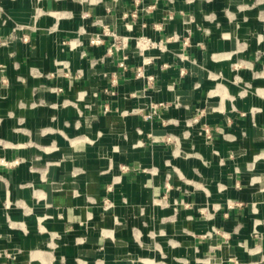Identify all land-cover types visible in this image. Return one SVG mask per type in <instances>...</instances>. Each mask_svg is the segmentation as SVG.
Wrapping results in <instances>:
<instances>
[{"label": "crops", "instance_id": "obj_1", "mask_svg": "<svg viewBox=\"0 0 264 264\" xmlns=\"http://www.w3.org/2000/svg\"><path fill=\"white\" fill-rule=\"evenodd\" d=\"M0 264H264V0H0Z\"/></svg>", "mask_w": 264, "mask_h": 264}, {"label": "built area", "instance_id": "obj_2", "mask_svg": "<svg viewBox=\"0 0 264 264\" xmlns=\"http://www.w3.org/2000/svg\"><path fill=\"white\" fill-rule=\"evenodd\" d=\"M154 9V6H150V7H147V8H143V10L145 12H149L150 10ZM133 17L136 18L137 17V11H135L133 13ZM107 34H111L110 31H106ZM101 41V40H100ZM115 44H114V48L118 50L122 49L123 47H125V39H122L121 41L119 39L115 40ZM121 44V45H120ZM138 48L141 52L143 51H147V50H151V49H160V50H163L165 48V45H166V42L164 41H154L150 38H147V37H142L138 40ZM126 60H127V57L124 56L123 57V60L119 63V66L122 68V69H126ZM152 61V59L148 58L146 59V64H150ZM143 75V69L140 68L139 69V72H138V76H142ZM162 104H154L152 106L153 109H156L158 108V106H161ZM137 112V111H136ZM156 113V110H154L153 114ZM146 119H150L152 118V115H148L145 117Z\"/></svg>", "mask_w": 264, "mask_h": 264}]
</instances>
